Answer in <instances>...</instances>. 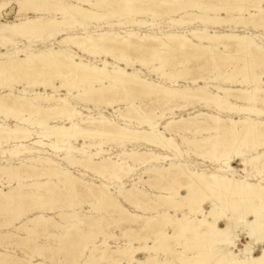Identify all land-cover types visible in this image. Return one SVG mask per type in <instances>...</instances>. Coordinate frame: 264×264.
I'll use <instances>...</instances> for the list:
<instances>
[{
	"label": "bare ground",
	"instance_id": "6f19581e",
	"mask_svg": "<svg viewBox=\"0 0 264 264\" xmlns=\"http://www.w3.org/2000/svg\"><path fill=\"white\" fill-rule=\"evenodd\" d=\"M119 1L125 2L126 5L157 3L168 6V8L182 6L181 3L185 5L180 0ZM50 3L49 0H9L0 3V39L23 36H29L33 39L40 32L55 33L54 23L57 21H46L42 17L45 12H49L50 8H53L54 13L61 14L64 20H71L76 23L80 20L85 28L82 35L69 36L60 41V45H71L89 56L113 57L117 64L111 67L108 59L102 61L101 65L91 64L83 60L78 61L67 50L55 49L32 51L26 53L25 57L18 55L14 59L5 57L6 60H0V89L11 91L0 97V116L5 114L6 118L11 116L17 121L14 127L0 122V143L14 144L5 154L9 153L16 157L33 154L32 151L35 148H29L25 145L29 141H33L31 145L36 147L59 149V143L69 145V143L78 142L80 139L92 141L97 139L100 141L93 146L102 150L106 138L116 141L119 145L143 143L150 147L167 150V153L179 155L181 154L180 147L175 138L165 134L166 132H175L182 136L181 138L188 146L201 149L203 152L200 157L203 159H209L216 163L223 162L233 170L235 167L232 168L231 165L235 164L234 159L237 158L244 166L252 164L264 169V120L261 119L264 118V88L262 87L264 86V49L256 42L247 36L210 33L206 28L204 31H193L189 36L171 34L163 37H148L135 33H127L125 36L114 33L92 35L88 32L85 22L104 20L106 11L103 9L107 8V5L112 6L111 1L77 0V5L67 3L65 0H56L54 5H49ZM13 4L19 9V11L17 10L19 13L27 11L38 14V17L4 21L3 11L7 10L9 6L12 7ZM85 4L89 8H85ZM186 4L193 6V3L188 2ZM251 7L257 11L256 20L261 22L264 19V7L261 4H255ZM124 13L126 12L124 11ZM130 13H134V11H130ZM143 14L145 13L143 12ZM202 18L204 17L202 16ZM141 23L138 24L141 25ZM174 54L176 56H173ZM231 58H238L242 62V66L234 64L232 67L234 70L231 74H220L215 80L224 77L225 81L230 82L237 77L234 75L237 71L239 74H244V81L241 82L244 87L223 88L215 86L216 92H210L208 83L199 86L204 80L203 73L211 68L213 71L221 73L228 61L232 60ZM190 59L203 60L197 69L201 76L190 78L193 84L198 86L197 88L182 91L144 79L139 70L130 73L122 67L139 63L142 67H150L153 72H161L163 77L176 82L179 78L189 76L194 72L193 68L186 67ZM176 66L182 69L176 70ZM174 68L175 71H173ZM166 69H170V73ZM259 70H263V72H259ZM55 78L61 81V85H56ZM23 81H26L28 86L40 85L44 86L46 90H53V92L67 89L70 94L77 91L78 93L74 96L76 99L109 93L112 98L106 101L108 106L115 108V105L125 104V109L119 108L115 112L120 113L119 119L126 126L119 125L113 119L104 116L99 118L80 117L82 113L72 107L67 99H57L54 95L46 97L37 95L35 98H28L24 96V90L28 86L23 87V91L19 94H15L12 91L14 84L20 86ZM97 84H99V88L96 87ZM134 95H138V99L146 98L151 103L169 102L170 100L185 103L196 102L209 107L214 106L220 112L248 117L233 119L208 113H197L188 118L181 117L170 120L162 127L163 131L165 130L163 132L158 129L159 124L151 116V113L136 105ZM43 103L48 106L44 107ZM46 116L48 118L64 116L67 121H70L71 126L55 125L47 128L45 126L39 130L28 127L35 122L40 126L43 125V119ZM252 116L255 119L250 118ZM131 124H136L137 129L130 127ZM203 133L208 135L199 138V135ZM49 134H52L57 142L45 143L44 140ZM188 134L193 137L188 138ZM68 149L71 150V148ZM76 152L87 154L82 149H77ZM99 155H101L100 152L94 155L90 154L88 159H77L72 155H66L64 159L69 165H81L86 169L90 168L96 171L100 174L99 176L108 174L110 178L120 181L123 175L128 176L135 169V167L130 166L131 161L140 163L142 166L147 163H159L170 159L168 155L132 151V153L124 152L119 155V158L122 156L123 161L120 159L112 161L111 158H102V160L96 161L95 157ZM30 161L33 164L40 163L49 167L38 169L35 166H0V181L5 178L8 182H19L21 189L22 182L27 179L45 177V175L50 178L55 177L59 181L58 184L62 183V185H66V187L68 185L71 188L75 194L73 197L80 192L81 196L85 198H94L93 200L101 202L100 209L108 206L109 209L112 208L122 214L121 224L130 225V229L123 234L129 240H133L131 233L135 232L134 226L142 222L140 227L151 231L152 239L156 242L168 244L171 241L179 242L183 239L185 250L190 246V248L198 251L196 255L188 256L185 254V250L178 251L175 247L169 246L160 249L166 258L160 261L156 257L159 249L147 246V242L134 246L133 242L129 241L124 247L110 252L107 239L104 238L100 243H92V247L89 249L90 263L88 264H102V261H108L110 264H121V261L127 262L126 264H264V180L252 182L249 181L250 178L237 179L218 172L195 171L183 164H174L166 168L155 166L146 169L143 175H154L158 181L166 182L160 188L161 194L155 196L156 200L141 190L140 182L135 183L130 189L121 186L116 191L117 195L125 200V203L137 210V212H131L128 208L123 207L118 201V197H114L106 184L95 186L82 182L70 171L61 169L59 164L49 159L38 157ZM142 176L139 181L143 182ZM29 187L35 188V190L24 192L22 189L18 194L0 191V206L9 208L8 210L16 207L25 213L24 207L28 206L25 204H30L32 206V209L30 208L31 213L35 210L38 212L40 210L54 211L55 206L62 202L60 197L63 195H60L57 183L55 184L53 179H49L45 183L35 182V184L27 186V188ZM43 188L46 190L44 194H41L39 191ZM80 188L82 190H79ZM50 199L53 200L48 203ZM46 200L47 204H43L42 201L45 203ZM40 204L42 207L35 209ZM206 205L209 206V210L206 209ZM75 206H77L76 202L72 201L66 207L74 209ZM173 213L175 214L173 215ZM178 213H181L182 217L176 216ZM77 215H72L71 219L74 218L77 221ZM52 222H54V218H46L43 213H38L27 223H31L36 229L41 227L46 229L53 226ZM97 222L99 228H103V221L94 217L93 221L87 223L82 220L80 224L83 225L82 227L89 226L92 230L93 226L96 227ZM221 223H225V227H221ZM68 224L71 226L70 223ZM73 228L80 231L77 226ZM17 230L26 233L27 238H32L29 232L31 229L28 225L19 227ZM170 230L172 233L169 232ZM85 233L88 234L89 232ZM188 235L192 238H188ZM87 237L89 238V235ZM243 238L250 239L251 242L244 245L243 249H238V253L233 256L235 253L232 254V250L238 248V243ZM145 239L148 240L149 238ZM256 248H262L258 255H256ZM152 252H155V256L150 255ZM138 253H145L147 260L137 259ZM36 255L43 261L35 262L33 260L35 256H32L28 262L22 257L13 256V258L17 264H56L53 260L54 257L50 254L46 258L37 251ZM0 264H5V258L1 254Z\"/></svg>",
	"mask_w": 264,
	"mask_h": 264
},
{
	"label": "rangeland",
	"instance_id": "374dc122",
	"mask_svg": "<svg viewBox=\"0 0 264 264\" xmlns=\"http://www.w3.org/2000/svg\"><path fill=\"white\" fill-rule=\"evenodd\" d=\"M6 1L9 0H0V3ZM55 1L56 0H49V2H51L49 5H54ZM65 1L67 3H71L74 5L78 4L77 0H65ZM89 1L95 2L98 0H89ZM107 1H111L113 5L112 6L107 5L108 7L103 9L104 11H106V18L104 20L101 21L88 20L85 22V26H87L88 32L92 35H99L103 33H110V34L114 33L115 35L125 36L127 33H135L137 35L148 36V37H154V36L163 37L165 35H171V34L189 36L190 33L193 31H204L206 28L210 33L247 36L264 49V19L261 22L256 20L257 17L255 15L257 14V11L251 7L252 5L255 4L256 5L261 4V6L264 7L263 0L261 1L260 0H180L183 1L185 5L181 3L182 6L171 7V8L170 7L168 8V6H163L162 4H157V3H152L153 5L152 4L147 5L144 3H141L139 5H131V4L126 5L125 2H121L119 0L117 1L107 0ZM175 1H179V0H175ZM188 2L193 3L194 7L186 4ZM236 6L238 9L236 8ZM85 8H89L87 4H85ZM246 8L248 11L246 10ZM17 10L19 11V9L14 4L12 7L9 6L7 10L3 11V20L15 21L19 18L25 20L27 18L38 17V14L27 11L24 12L22 11L19 13ZM53 10H54L53 8L52 9L50 8L49 12H45V15L42 17L45 18L46 21L47 20L57 21L54 23L55 33H50V31L40 32L36 36H34L33 39L32 37L29 36L0 39V60L3 61L6 60L5 57H9V59L10 58L14 59L18 55L19 57H25L26 53L32 51L38 52V51H47L49 49H55V50H67V52L73 54L78 59V61L83 60L84 62H88L91 64L101 65L102 61L108 59L111 67L117 64V62L113 60L114 59L113 57L112 58L110 56L104 57L105 55L104 56L94 55L95 57L89 56L88 54H84L82 50H79L78 48H75L71 45L69 46L60 45L59 44L60 41H62L63 39L69 36L82 35L85 32V28L80 20L77 23L75 21L72 22L71 20H64L61 14L54 13ZM238 10L242 12H239ZM124 11L126 13H124ZM130 11H134V13H130ZM143 12L145 14H143ZM200 16L201 18H199ZM202 16L204 18H202ZM205 22L208 23L206 24ZM138 23H141V25ZM173 56L176 55L174 54ZM231 59L232 60L228 61L227 66L222 69L221 73H219L218 71H213L212 68L206 71L205 73H203L202 75L204 77V80L202 81V83H200L199 86H204L206 83H208L210 85L209 88L210 92H216L215 86H220L223 88L244 87L241 84V82L244 81V74H239L237 73V71L234 73V75H236L237 77L230 82L225 81L224 77H220L218 80H215V78H217L220 74L222 75L223 73L231 74L232 71L234 70L232 68L234 67V64H238V66H242V62H240L238 58H231ZM200 60L190 59L186 67L193 68L194 72L189 76L183 77L181 79L179 78L178 79L179 81L177 80L176 82L171 81L166 77H163L161 72H153L152 68L150 67H145V68L142 67L139 63L131 64L128 67L125 66L122 67L126 68V70H128L130 73L139 70L141 71V77L144 79H147L156 84H162L174 90L182 91L185 89H194L198 87L197 85L195 86L193 84L190 78L201 76V73H199L197 70L199 69L198 67L203 63V60L202 59ZM176 67H177L176 70L182 69L179 66ZM166 71L170 73V69H166ZM173 71H175V68L173 69ZM261 71L263 72V70H259V72ZM56 79L57 78L54 79V82L55 81L57 82V83L55 82L56 85L58 86L61 85V81L59 79H57L58 80L57 81ZM27 86L28 85L26 84V81H23V83L20 86L14 84L12 91L15 94H19L21 91H23V87H27ZM42 87L44 88V86H40V85L28 86L26 90H24V96L32 99L35 98L37 95H42L43 97L54 95V97H56L57 99L60 98L67 99L72 107H74L75 109H77L82 113V116L80 117L99 118L101 116H104L106 118L113 119L119 125L126 126V124L121 122L119 119L120 113L115 112L116 109L119 108L125 109L126 107L125 104L115 105V108L108 106L106 104V101L112 98L109 93L101 94V96L91 95V96H87L88 98L86 97L85 98L86 100L84 98H80L81 99L80 100L79 98L76 99L74 97L78 93L77 91H74L73 93L69 94L67 89L66 90L60 89L57 92H53V90L51 89L46 90L45 88L43 89ZM96 87L99 88L100 87L99 84H97ZM262 87L264 88V86ZM8 92L10 93L11 91L9 90L5 91L3 89H0V97L8 94ZM91 97H93V99H91ZM133 97L136 99L135 103L137 106H139L142 110L151 113V116H153L159 124L158 129L162 131H163L162 127L170 120L179 119L181 117L188 118L197 113H208L212 115H219L222 118H233V119L248 117L245 115L237 116L227 112H220L217 109H215L214 106L209 107L204 104H198L196 102L185 103V102H177V101L173 102L172 100H170L169 102L165 101L159 103L158 102L151 103L146 98L138 99V95H134ZM43 106L47 107L48 105L43 103ZM55 116H53L52 118H48L46 116V118L43 119L44 123L41 126L37 124V122H35L34 124L28 125V127L33 130H39L40 128L45 126L46 128L55 125L71 126L70 121H67L64 116L63 117L61 116L55 117ZM250 118L255 119V117L253 116ZM261 119L264 120V118ZM0 122L3 123L4 125H10L11 127H14L17 124V121L13 117L9 116V118H6L5 114H2L0 116ZM130 127L137 129L136 124H131ZM165 134L168 136H173L175 138L176 143L180 147L181 154L174 155L171 153H167L168 152L167 150H163L156 147H150L143 143L119 145L117 144L116 141L105 138L104 139L105 142L102 146L103 152L102 150H98L97 148H95V146H93L95 143H98L100 141V140L97 141V139L95 140L96 142L90 139H85V140L80 139L78 142L73 141L71 144L69 143V145H64L62 143H59L60 146L59 149H52L51 147L43 148L41 146L36 147L31 145L33 141H29L30 143L26 142L25 145H27L29 148H35L32 151L33 154H27V155L25 154L24 156L16 157V156H11L9 153L5 154V152L8 151L10 148H12L14 144L11 145L3 142L0 143V166H11V165L35 166L38 169H43V168H48L49 166L47 167L46 165H42L40 163L33 164L30 160L36 159L38 157H41L43 159H49L54 163L59 164V167L61 169L70 171L73 174V176H75L82 182L84 181L85 183L93 184L95 186L106 184L107 186H109L110 192L113 193L114 197H118V201L123 205V207L128 208L131 212H137V210L131 205L125 203V200L122 197H119L116 191L121 186L130 189L133 187L135 183L140 182L139 187H141V190L148 193V195H150L154 200H156L155 196L161 194L160 192L162 191L160 188L164 186L166 182L158 181L154 175H145V176L143 175V172H145L146 169L155 166L159 168H166L174 164L175 165L183 164L187 168L195 171H206L212 173L218 172L221 174H225L227 176L236 177L237 179L250 178L251 180L249 181L252 182H258L264 180V169L260 166L256 167L253 166L252 164H248L244 166L240 162V159L235 158L236 159V160L234 159L235 164L233 166L231 165V167L232 168L235 167V169L232 170L230 169L229 166L225 165L223 162L216 163L209 159H203L202 157H200L203 152L201 149L198 150L195 149L194 147L188 146L181 138L182 136L176 134L175 132L172 133L166 132ZM207 135L208 134L203 133L199 135V138H202L203 136H207ZM187 137L191 138L193 136L188 134ZM53 138L54 136L52 134H49L44 141L45 143L48 144L57 142V140ZM68 148H71V150H69ZM77 149H82V151L85 150L87 154H82V152H76ZM132 151L135 152L137 151L138 153L146 152L147 154L168 155L170 159H168L167 161H160L159 163H149V164L147 163L142 166L140 165V163L138 164L131 161L129 164L130 166L135 167V169L132 171L130 175L128 176L123 175L121 181L110 178L108 174L106 176H102V175L99 176L100 174L97 173L96 171H93L90 168L86 169V167H83L81 165L79 166L77 164L76 165L73 164L76 167L75 166L72 167L73 165L70 164L71 165L70 166L68 162L65 161L64 159L66 155L67 156L72 155L77 159H88L90 158L89 157L90 154L94 155L97 152H100L101 155H99L98 157L94 156L96 158V161H98L99 159L102 160V158H106V159L111 158L112 161H118L119 159L123 161L124 159L121 158L122 156H120L119 158V155H122L124 152L132 153ZM141 176L143 177V182L139 181ZM49 179L50 180L53 179V182L55 184L57 183V186L60 188L59 189L57 187V189L60 191V195H63L62 197H60V200H62L61 204L56 205L54 211L40 210L41 212L40 211L38 212V210H35L34 212L31 211L30 213V208L32 209V206L30 204H25L28 205L27 206L28 208L24 207L25 213H23L19 211L18 208L16 207H12L10 208V210H8L9 208H3L2 206H0L2 207L0 208V244H3L0 246V254L2 255V257L5 258V264H12L15 260L13 256L15 257L17 256L19 258L22 257L25 260H27V262L31 260L32 256H35L33 260L35 262H41L43 260L37 257L36 255L37 251L42 253V255H44L46 258H48L49 254L53 256L54 257L53 260L55 261L56 264H88L90 263L89 249L90 247H92V243L93 242L100 243L102 242V240H104V238L107 239L110 252L118 250L120 247H124V245L126 243H129V241H132L134 246H139L147 242L146 243L147 246L159 249L156 257L160 261L166 259L164 253H162V250L160 249H164L166 247L172 246L175 247L176 250L178 251L185 250L184 249L185 245H183L184 241H182L183 239L179 242L171 241L170 242L171 244L170 243L167 244L165 242H156L154 239H152L153 235L151 231L145 230L142 227H140L143 224L142 222L134 226L135 232L131 233L133 240H129V238L124 236L123 234L125 231L130 229V225L126 223L121 224V218H123L122 214H120L118 211L112 208L109 209L108 206H105L104 209L102 208L103 210L100 209V207L102 206L101 202L97 200H93L94 198H89V197L85 198L84 196H81L79 191H78L79 194L73 197L75 194L71 190V188L68 187V185L67 187L66 185H62V183L58 184L59 181H57L55 177L50 178L49 176L47 177V175H45V177L41 176L35 179L34 178L29 180L27 179L24 181L25 183L22 182L23 186H21V189L19 186V182L16 181L8 182L7 179L2 178L0 181V191H4L5 193L18 194L23 189L22 191L24 192L26 191L31 192L32 190H35V188H30V187L27 188V186L35 184V182L45 183L48 182ZM41 190L44 192H42ZM41 190L39 192L41 194H44L46 189L44 190L43 188ZM79 190H82V188H80ZM52 200L53 199L48 200V203L49 202L51 203ZM72 201H75L77 206H75L74 209H68L66 206L67 204H70ZM46 202L47 200L45 201V203L44 201H42L43 204H47ZM41 207L42 204L38 205L37 208L35 207V209H39ZM206 209L209 210L208 205H206ZM38 213H43V215L46 218H54V222H52L53 226L46 229L42 227L40 229L39 228L36 229L31 225V223H27L29 219L33 218ZM73 213L78 214L77 215L78 222L74 218L71 219L72 215H74ZM16 214L19 215L17 216ZM174 214L175 213H173V215ZM176 216L182 217L181 213H178ZM93 217L95 219L99 218L100 220L103 221L104 224L103 228H99L98 222L96 223V227L95 226L92 227V230H90L91 228L89 226L82 227L83 225L80 224V221L84 220L85 222L89 223V221H93ZM69 219L71 220L69 221ZM68 223H70L71 226H69ZM27 225L31 229L29 230V232L31 233L32 238H27L26 233L17 230V228L25 227ZM75 226H77V228H79L80 231H77L76 229L74 230L73 227ZM220 226L225 227V223H221ZM85 232H89L90 234L89 233L87 234ZM169 232L172 233L171 230ZM84 235L85 236L89 235V238L87 236L85 237ZM189 237L192 238V236L188 235V238ZM145 238H149V239L146 240ZM248 242H251V240L243 238V240L238 243V248L232 250V254L233 252L235 253L233 254V256L238 253L237 251L238 249H243L244 245H247ZM178 243H180V245H178ZM192 249L193 248L192 247L190 248L189 246V248L185 250V254H187L188 256H192L198 253L197 250L194 249L192 250ZM261 249L256 248V255L260 254ZM138 254L139 255L137 256V259L141 261L147 260V255L145 253L144 254L138 253ZM150 255L155 256V252H152ZM47 262H49V260ZM101 263L110 264L108 261H102ZM126 263L127 262L125 261H121V264H126ZM13 264H17V263L14 262Z\"/></svg>",
	"mask_w": 264,
	"mask_h": 264
}]
</instances>
